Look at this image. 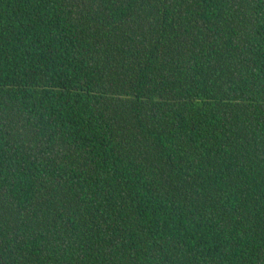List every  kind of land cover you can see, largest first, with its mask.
I'll return each instance as SVG.
<instances>
[{
  "label": "trees",
  "instance_id": "1",
  "mask_svg": "<svg viewBox=\"0 0 264 264\" xmlns=\"http://www.w3.org/2000/svg\"><path fill=\"white\" fill-rule=\"evenodd\" d=\"M0 264H264V0H0Z\"/></svg>",
  "mask_w": 264,
  "mask_h": 264
}]
</instances>
